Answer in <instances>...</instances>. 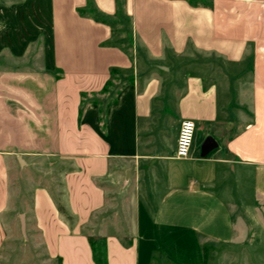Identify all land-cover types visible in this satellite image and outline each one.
I'll list each match as a JSON object with an SVG mask.
<instances>
[{
	"label": "crops",
	"instance_id": "obj_1",
	"mask_svg": "<svg viewBox=\"0 0 264 264\" xmlns=\"http://www.w3.org/2000/svg\"><path fill=\"white\" fill-rule=\"evenodd\" d=\"M88 4L130 18V53L111 43V22L81 13ZM34 5L40 54L26 52L33 21L0 16V248L10 171L46 158L67 166L60 205L71 216L47 186L33 187L52 260L94 264L84 228L106 206L107 186L133 183L129 235L100 234L108 264H151L155 254L163 264H264V0H29L30 15ZM110 79L117 86L80 117L82 98ZM183 119L203 138L175 159ZM207 136L217 147L201 157Z\"/></svg>",
	"mask_w": 264,
	"mask_h": 264
},
{
	"label": "rangeland",
	"instance_id": "obj_2",
	"mask_svg": "<svg viewBox=\"0 0 264 264\" xmlns=\"http://www.w3.org/2000/svg\"><path fill=\"white\" fill-rule=\"evenodd\" d=\"M29 4V0H0V16L6 15L9 10L18 18L22 25L31 27L30 22L33 21L32 27L34 34L33 45L28 47L27 53L35 52L42 53V44L45 42L43 30L44 19L41 18L36 5H34L33 14L25 8ZM36 10V13H35ZM32 11V10H31ZM90 12V17H99L111 22L113 36L111 43H118L121 48L131 52L128 40L130 31V18L127 15L119 12L114 17H105L98 13L95 8L88 4L86 9L82 10ZM23 18H26L24 21ZM34 18V19H33ZM26 24H25V23ZM43 27V28H42ZM5 52V51H4ZM180 74L176 77L177 81L183 78L184 69H179ZM127 80V79H125ZM126 84V82L124 83ZM117 86L116 79L110 80L108 88ZM220 96H223L220 94ZM106 97L105 93H99L94 96H84L82 98L80 117L83 116L84 109L89 104L98 105ZM112 101V100H111ZM159 149L162 153H170L171 150L165 142V133L158 134ZM197 138L201 140L203 135L196 127L195 143ZM203 141V140H202ZM201 141V142H202ZM194 144V143H193ZM201 144V143H200ZM200 152V145L198 146ZM38 159V160H37ZM38 166L43 168H35L26 171L19 175L17 169H13L9 174V199L8 208L2 218V224L6 232L4 242L0 248V264H58L57 260H52L47 255L40 233L34 225L32 210H31V191L35 185H45L49 188L56 201L60 204L62 199V185L60 182V173L67 168L62 162H54L48 159L36 158ZM52 161V162H51ZM162 163V162H161ZM183 165L182 161L173 160L168 164V167H179ZM160 166V165H159ZM107 199L104 209L97 214L93 220L84 228V231L91 234H105L107 232H115L121 238L126 239L130 233L135 207L132 204V196L135 193V185L126 183L121 188L106 187ZM24 215L25 232H21L20 215ZM207 256L210 259L216 260L217 254L207 250ZM141 254V260L143 258ZM140 264H143L142 262ZM151 264H163L157 254L154 255Z\"/></svg>",
	"mask_w": 264,
	"mask_h": 264
},
{
	"label": "trees",
	"instance_id": "obj_3",
	"mask_svg": "<svg viewBox=\"0 0 264 264\" xmlns=\"http://www.w3.org/2000/svg\"><path fill=\"white\" fill-rule=\"evenodd\" d=\"M82 14H90V12H83L81 11ZM94 17V16H93ZM96 20L102 21V22H107L104 19H101L99 17H94ZM109 23V22H107ZM111 25V23H109ZM128 40H129V46L131 49V34L129 31L128 34ZM113 44H118V43H113ZM111 80V79H110ZM110 80L106 82L100 93H105L108 89V86L110 85ZM81 112V111H80ZM57 209L64 216L66 221L71 223V216L68 214V212L60 205L59 203L56 202ZM84 234L87 238L88 244L91 249V254H92V260L94 264H108L107 260V249H106V237L104 235L100 234H91L87 233L84 231ZM58 264H61L60 258H57Z\"/></svg>",
	"mask_w": 264,
	"mask_h": 264
},
{
	"label": "built area",
	"instance_id": "obj_4",
	"mask_svg": "<svg viewBox=\"0 0 264 264\" xmlns=\"http://www.w3.org/2000/svg\"><path fill=\"white\" fill-rule=\"evenodd\" d=\"M195 132L196 124L193 120L183 119L180 122L173 158L186 159L190 157Z\"/></svg>",
	"mask_w": 264,
	"mask_h": 264
},
{
	"label": "water",
	"instance_id": "obj_5",
	"mask_svg": "<svg viewBox=\"0 0 264 264\" xmlns=\"http://www.w3.org/2000/svg\"><path fill=\"white\" fill-rule=\"evenodd\" d=\"M217 147V142L212 136H207L200 145V156L205 157L209 152H211L213 149ZM22 165V163L20 164ZM20 226H21V232L24 234L25 232V221H24V215H20Z\"/></svg>",
	"mask_w": 264,
	"mask_h": 264
}]
</instances>
